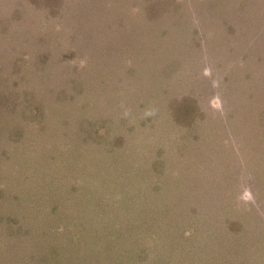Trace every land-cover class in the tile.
<instances>
[{
    "label": "rangeland",
    "instance_id": "1",
    "mask_svg": "<svg viewBox=\"0 0 264 264\" xmlns=\"http://www.w3.org/2000/svg\"><path fill=\"white\" fill-rule=\"evenodd\" d=\"M0 264H264V0H0Z\"/></svg>",
    "mask_w": 264,
    "mask_h": 264
}]
</instances>
